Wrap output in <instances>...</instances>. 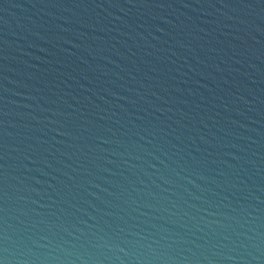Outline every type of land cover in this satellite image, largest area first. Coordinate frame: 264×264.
I'll list each match as a JSON object with an SVG mask.
<instances>
[{
  "label": "water",
  "instance_id": "1",
  "mask_svg": "<svg viewBox=\"0 0 264 264\" xmlns=\"http://www.w3.org/2000/svg\"><path fill=\"white\" fill-rule=\"evenodd\" d=\"M0 264H264V0H0Z\"/></svg>",
  "mask_w": 264,
  "mask_h": 264
}]
</instances>
